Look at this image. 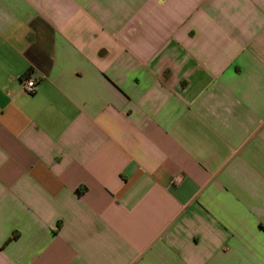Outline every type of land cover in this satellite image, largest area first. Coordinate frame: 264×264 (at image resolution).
Here are the masks:
<instances>
[{
  "label": "crops",
  "instance_id": "1",
  "mask_svg": "<svg viewBox=\"0 0 264 264\" xmlns=\"http://www.w3.org/2000/svg\"><path fill=\"white\" fill-rule=\"evenodd\" d=\"M0 264H264V0H0Z\"/></svg>",
  "mask_w": 264,
  "mask_h": 264
},
{
  "label": "built area",
  "instance_id": "2",
  "mask_svg": "<svg viewBox=\"0 0 264 264\" xmlns=\"http://www.w3.org/2000/svg\"><path fill=\"white\" fill-rule=\"evenodd\" d=\"M23 90L32 95L36 92V79L35 77H22Z\"/></svg>",
  "mask_w": 264,
  "mask_h": 264
},
{
  "label": "trees",
  "instance_id": "3",
  "mask_svg": "<svg viewBox=\"0 0 264 264\" xmlns=\"http://www.w3.org/2000/svg\"><path fill=\"white\" fill-rule=\"evenodd\" d=\"M23 77H26V75L25 76H23ZM15 236H10L7 240H6V242H8V241H10V240H12L13 238H14Z\"/></svg>",
  "mask_w": 264,
  "mask_h": 264
}]
</instances>
